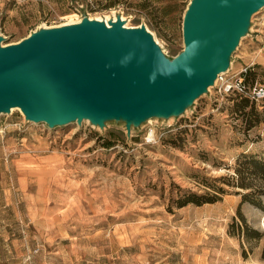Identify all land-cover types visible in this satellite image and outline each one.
<instances>
[{
    "label": "rangeland",
    "instance_id": "obj_1",
    "mask_svg": "<svg viewBox=\"0 0 264 264\" xmlns=\"http://www.w3.org/2000/svg\"><path fill=\"white\" fill-rule=\"evenodd\" d=\"M190 2L0 0V34L5 46L85 17H121L174 58ZM236 66L248 85H264V7L228 74ZM239 94L213 84L183 114L150 117L130 134L124 120L50 127L20 108L1 114L0 264H264V209L216 180L244 153L264 159V101L237 110ZM207 181L226 193L179 204L209 191Z\"/></svg>",
    "mask_w": 264,
    "mask_h": 264
},
{
    "label": "water",
    "instance_id": "obj_2",
    "mask_svg": "<svg viewBox=\"0 0 264 264\" xmlns=\"http://www.w3.org/2000/svg\"><path fill=\"white\" fill-rule=\"evenodd\" d=\"M263 7L264 0H191L185 47L174 58L145 25L127 27L121 17H85L5 46L0 34V115L20 108L50 127L124 120L128 134L150 117L181 115L229 70Z\"/></svg>",
    "mask_w": 264,
    "mask_h": 264
},
{
    "label": "trees",
    "instance_id": "obj_3",
    "mask_svg": "<svg viewBox=\"0 0 264 264\" xmlns=\"http://www.w3.org/2000/svg\"><path fill=\"white\" fill-rule=\"evenodd\" d=\"M247 76L248 73H244L246 79ZM246 85L248 87H253L248 85L247 82ZM239 96L241 99L236 103L237 110L249 105H251L252 108L257 106V101L249 96L243 94H239ZM262 101H264V99ZM111 144L112 142H109V145ZM233 169L234 173L230 176H223L216 180H224L234 187L244 189L238 192L242 195V201L250 202L264 209V202L262 200L264 196V159L252 153H244L237 158ZM205 185L210 189L209 191L204 193L187 192L184 197L179 199V204L183 206L189 203L203 204L206 202H215L227 191L224 186L218 185L213 181H207ZM251 232L260 235V232L257 230H252Z\"/></svg>",
    "mask_w": 264,
    "mask_h": 264
},
{
    "label": "built area",
    "instance_id": "obj_4",
    "mask_svg": "<svg viewBox=\"0 0 264 264\" xmlns=\"http://www.w3.org/2000/svg\"><path fill=\"white\" fill-rule=\"evenodd\" d=\"M247 68L240 70L235 74H228L229 70L222 72L218 75L215 84L219 85L221 91H234L243 95H247L257 102L264 99V85L258 84L253 87H248L244 79V73Z\"/></svg>",
    "mask_w": 264,
    "mask_h": 264
},
{
    "label": "bare ground",
    "instance_id": "obj_5",
    "mask_svg": "<svg viewBox=\"0 0 264 264\" xmlns=\"http://www.w3.org/2000/svg\"><path fill=\"white\" fill-rule=\"evenodd\" d=\"M70 18H71V17H70ZM113 18H114V17H113ZM78 19H80V18H78ZM90 19H97V20H101V21H102L101 18H91V17H90ZM116 20H117V19H116ZM105 22H106V23H109V19H107ZM108 26H110V25H108ZM125 26L129 27L130 25H129L128 23H125ZM13 110H15V108H14ZM23 113H24V112H23Z\"/></svg>",
    "mask_w": 264,
    "mask_h": 264
},
{
    "label": "crops",
    "instance_id": "obj_6",
    "mask_svg": "<svg viewBox=\"0 0 264 264\" xmlns=\"http://www.w3.org/2000/svg\"><path fill=\"white\" fill-rule=\"evenodd\" d=\"M237 70H241V69H238V66H236Z\"/></svg>",
    "mask_w": 264,
    "mask_h": 264
}]
</instances>
